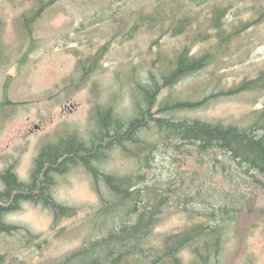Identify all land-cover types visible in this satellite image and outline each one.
I'll list each match as a JSON object with an SVG mask.
<instances>
[{"label": "rangeland", "instance_id": "rangeland-1", "mask_svg": "<svg viewBox=\"0 0 264 264\" xmlns=\"http://www.w3.org/2000/svg\"><path fill=\"white\" fill-rule=\"evenodd\" d=\"M199 1L202 0H56L35 22L32 32L36 45L25 63L17 67L16 60L29 46V38L22 36L18 16L35 1L0 0V103L3 85L8 77L11 78L9 102L0 108V172L6 166H13L17 177L30 182L34 160L44 143L46 146L56 142L63 134V140L72 141L73 133L70 132L75 131L86 138L87 131L94 125L90 117L92 105L99 104V112H104L105 105L110 104V97L116 92L117 74L124 70L126 79V74L135 65L136 76L141 77L144 73L145 77L150 69V59L158 48L156 44L150 49L151 41L156 39L152 37L160 34V29L172 36L170 26L178 18L195 15L202 21L212 2L230 1L233 4L226 16L228 22L251 20L264 7V0L197 3ZM162 3L169 15L168 22L157 23L152 34L145 29L132 40L118 44L122 34L114 36L116 30H126L136 15L150 13ZM205 27L204 22L195 23L180 37H163L159 48H165L170 55L172 47H180L186 38ZM212 42L213 38L196 44L193 52L209 47ZM94 54L101 56L99 67L83 82V70H80L85 67L80 68L79 60ZM263 68L264 16L259 24L232 40L227 51L223 50L194 78L188 77L163 89L153 110H158L160 100L166 97L171 100V95L198 101L216 91L219 85L229 87L245 77H255ZM215 83L218 84L216 88ZM118 103L117 111L132 108L133 98L128 86L120 93ZM64 104H67L66 112L61 114ZM263 108L264 94L246 91L211 99L190 110L174 113L167 110L164 115L243 127L254 119L252 112ZM145 135L149 139H155L154 136L158 139L156 132ZM93 161L91 159L89 164L95 167ZM134 161L136 159L114 150L102 163V169L124 175L135 170ZM153 166L150 176L157 178V184L170 183L172 191L170 205L160 207L161 213L145 240L148 255L163 249L166 236L183 232L205 220L211 210L223 208L233 220L220 228V239L208 237L209 243L205 245L213 248L209 254L211 264H264V173L254 169L247 173L244 165L242 169L228 153L217 149L200 152L195 144L180 140H174L170 147L159 143ZM54 179L58 183L53 187V201L74 208V215L61 216L53 224L50 207L47 209L28 201L20 203V207L8 213L4 220L22 229L12 235H0V253L7 254V264H58L79 249L87 238L99 237L106 232L94 225L101 201L85 168L72 167ZM100 188L107 196L103 183ZM98 220L97 225H103L104 219ZM24 228L40 237L25 241L28 236L23 235ZM202 247L199 249L206 255ZM171 259H164L160 264H174ZM176 259L179 264H192V260H196L187 246L177 251L173 257ZM142 264L148 262L145 260Z\"/></svg>", "mask_w": 264, "mask_h": 264}, {"label": "trees", "instance_id": "trees-1", "mask_svg": "<svg viewBox=\"0 0 264 264\" xmlns=\"http://www.w3.org/2000/svg\"><path fill=\"white\" fill-rule=\"evenodd\" d=\"M32 1L35 2L29 8L23 9L18 16V23L23 31L22 36L29 38V46L24 54L16 60L17 67H21L25 63L36 45L32 32L35 22L44 10L56 0ZM204 1L208 0L197 3ZM232 5L230 1L227 3L212 2L209 4L207 17L204 18V16L202 21L199 16L195 15L178 18L170 26L172 36L169 32L160 29V34L152 37L156 39L151 41L150 49L156 44L159 48L161 46L160 39L163 37H180L186 34L195 23L204 22L206 25L204 30H198L186 38L180 47H172L170 55L165 48H159V50L157 48L154 56L150 59V69L145 77H143L144 73L141 77L136 76V66L129 63L133 67L126 74V79H124V70L120 72L121 75L117 74L114 83L116 92L112 98L110 97V104L105 105L104 112H99V104L92 105L90 117L91 124L94 125L87 131V138L77 134L78 139L73 138L72 141H69L60 138L41 148L39 156L35 160L37 168L32 173L34 182L28 185L23 184L16 176L13 167L3 171L0 178L6 183V186L0 192V235L3 232L13 234L21 229L18 225L2 221V215L18 208L23 201L21 199H28L33 203L44 199L54 207V221L59 220L61 216H73L74 208L53 201L54 184L44 187L41 172L43 166H46V169L49 166H57L59 173H65L72 167L80 165L91 176L93 188L99 194L101 201L100 211L94 217V225L106 232L99 237L87 238L79 249L61 262H57L58 264H69L72 261H77V264H137L135 261L139 262V259L143 261L142 263L145 260L148 263L153 260V263H158L164 259L176 257L177 251L182 250V247L186 245H189L191 250L198 254L201 251L199 249L201 246L203 249L206 248L207 237L215 240L220 239V228L225 222L233 220V217L223 208L211 210L212 212H209L208 216L205 215L206 221L201 220L192 227H188L189 229L186 228L187 230L182 233L166 236V244L163 249H157L156 254L148 255L145 246V240L152 225L161 213L160 207L170 205L169 198L172 191L170 183L157 184V178L150 176V171L154 169L153 164L159 143L170 147L174 140H180L195 144L200 152L217 149L228 153L242 169L244 165L245 172L249 173V170L254 169L264 173V108L252 112L254 119L243 127L225 124L221 121L212 122L198 118L174 119L164 115L167 110L173 111V113L185 109L190 110L220 96H232L246 91L264 94V68L255 77H245L229 87L219 85L216 91L210 92L198 101L180 99L171 95V100L168 97L160 100L158 110H153L163 89L172 87L188 77L194 78L213 63L223 50L227 51L232 40L240 37L241 34L262 21L264 7L260 8L257 15L251 20L241 21L239 19L235 22H228L226 16L231 11ZM168 21L169 15L164 11V3L158 4L152 12L136 15L126 30L118 29L114 32V36L122 34L118 40V44H122L132 40L145 29H148L147 31L152 34L156 31L153 28L157 23ZM90 24L91 22H88V25ZM82 26L85 25L82 24ZM212 38L213 44L209 47L198 48L196 52H193L196 44H202L203 41ZM100 59L101 56L95 54L87 59V62L91 63H88L83 71L80 70L83 82L91 72L99 67ZM82 63L80 61L81 65ZM156 66L158 67L157 71ZM10 79L8 77L3 85L0 107L9 102ZM126 85L131 99L133 98V106L130 110L117 111L120 93L122 90L125 92ZM217 86L218 84L215 83V88ZM152 129V134L156 132L158 139L156 136H154L155 139L145 137L146 132ZM64 141L69 142L65 143ZM110 150H121L124 152V154L122 153L124 156L136 159L133 167L135 170L124 175L111 174L103 170L99 157ZM91 159H94L95 167L89 164ZM100 183H103L107 190V196L101 191ZM98 218L104 219L103 225L100 223L97 225ZM54 221L53 223H55ZM26 232L29 234L28 230ZM175 245L178 246L175 247ZM203 251L209 254L207 250ZM150 256L152 258L148 259ZM7 257V254L0 253V264H7Z\"/></svg>", "mask_w": 264, "mask_h": 264}, {"label": "flooded vegetation", "instance_id": "flooded-vegetation-1", "mask_svg": "<svg viewBox=\"0 0 264 264\" xmlns=\"http://www.w3.org/2000/svg\"><path fill=\"white\" fill-rule=\"evenodd\" d=\"M67 102H69V101H67ZM69 103H70V102H69ZM70 104H71V103H70ZM65 106H67V104L62 105V109H61V111H60L61 114H64V113L66 112ZM60 138H61V140H63L62 136L59 137V139H60ZM62 144H63V142H62ZM103 155L105 156V153H104ZM99 158H100V160L103 159L101 156H100ZM56 167H57V166H56ZM56 167L49 166V168L46 169V166H43V168H42V172H41V176H42V179H41V180L44 182V184H43L44 187L48 186V184H49V185H50V184H55V185H57L58 180L56 181V179H54L55 176L59 174V173L57 172L58 169H57ZM55 172H56V173H55ZM45 176H46V178H45ZM44 178H45V180H44ZM0 181H1V180H0ZM46 181H47V182H46ZM48 181H49L50 183H48ZM55 182H56V183H55ZM3 183H4V182H2V187H3ZM5 184H6V183H5Z\"/></svg>", "mask_w": 264, "mask_h": 264}, {"label": "bare ground", "instance_id": "bare-ground-1", "mask_svg": "<svg viewBox=\"0 0 264 264\" xmlns=\"http://www.w3.org/2000/svg\"><path fill=\"white\" fill-rule=\"evenodd\" d=\"M143 102V101H142ZM140 142V141H139ZM82 151V150H81ZM89 151V150H88ZM102 156V158H105V156L102 154L101 155ZM70 162V161H69ZM100 166V165H99ZM69 168V167H68ZM101 168V167H100ZM152 178H150L149 180H151ZM49 183V182H48ZM154 219V218H153ZM199 228V227H198Z\"/></svg>", "mask_w": 264, "mask_h": 264}]
</instances>
